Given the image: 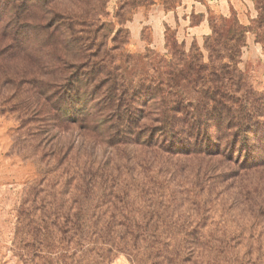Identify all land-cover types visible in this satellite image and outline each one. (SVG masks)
I'll return each mask as SVG.
<instances>
[{
	"label": "trees",
	"instance_id": "1",
	"mask_svg": "<svg viewBox=\"0 0 264 264\" xmlns=\"http://www.w3.org/2000/svg\"><path fill=\"white\" fill-rule=\"evenodd\" d=\"M134 1L120 0L118 10ZM20 2L19 12H28L26 5L44 9V31L74 50L70 59L51 56L58 65L52 74L42 66L50 79L36 72L28 79L26 70L11 90L18 112L28 111L20 114L15 143L48 159L35 183L44 195L19 213L22 234L41 245L36 253L52 252L51 242L77 254L80 264H102L112 253L134 264H263L261 257L224 254L243 228L227 232L225 220L208 222L207 206L223 197L214 185L235 170L264 167V89L255 91L238 68L247 32L264 44V0H256L254 28L233 14L221 17V27L210 20L203 50L166 38V54L137 55L114 44L122 32L129 38L126 28L106 45V0ZM192 158L210 163L204 182L184 172Z\"/></svg>",
	"mask_w": 264,
	"mask_h": 264
},
{
	"label": "rangeland",
	"instance_id": "2",
	"mask_svg": "<svg viewBox=\"0 0 264 264\" xmlns=\"http://www.w3.org/2000/svg\"><path fill=\"white\" fill-rule=\"evenodd\" d=\"M119 1L106 0L104 4L102 2L100 7V14H104L102 18L109 24L108 29H110V31H105L108 36L107 46L112 45L109 37L116 29L126 28L125 24L132 12L137 7L150 2V0H135L134 5L129 4L121 11L118 10ZM19 6H21L20 0L0 1V264H32L34 261L39 262V264H80L77 254L74 255L71 252L66 253L62 249H56L51 242L48 246L52 252L43 249L42 252L36 253L41 245L38 248L32 242V238L24 236L22 232L25 231L20 229L21 219L19 213L26 212L33 199L44 195L43 193L38 194L37 189L39 187L35 183L41 180V172L48 168L46 166L48 159L44 158L42 161L40 153L33 150L28 144L15 143L16 129L22 120L20 114H23V112L27 114L28 111L18 112L16 108L18 104L10 97L11 90L15 86V80L23 77L21 73L26 70L28 79L32 78L30 74L33 72L39 73L38 75L42 79H50L51 76H46L45 69L42 66L46 63L48 66L47 72L52 74L54 72L53 66L58 65L51 56L63 55L66 57L67 55L70 59L74 55V50L67 47L65 42L60 43L58 41L60 39L57 37L50 36L49 33L51 32L44 31L43 27L48 22L44 20V9L31 8L30 6L28 8L26 5L28 12H19L22 8L18 11L14 9V7ZM249 8V24L246 26L254 28L252 22L257 20L258 14L256 0L250 2ZM116 12L119 14V21L114 18ZM233 14L234 12L231 9L227 16L212 11L208 19L209 22L210 20L215 22L217 27H221L223 21L221 17L224 21H228ZM21 15L31 18V20H21L20 23L19 18ZM50 16L53 15L50 14ZM192 18V21L195 22L198 16L193 15ZM183 30V26H181L179 35H176L174 30L168 29L165 35V43L167 38L169 43L176 42L178 45H184L185 49H189L195 42L190 37L183 38ZM147 38L148 29L144 28L142 39L146 40ZM114 44L124 54L130 55L142 54L146 49H150L144 47L143 42H132L123 32L119 34ZM203 44L204 40L202 50ZM243 44L238 59V68L247 78L250 86L255 91H261L264 89V44L258 42L255 34L251 31L246 33ZM45 50L50 53H43ZM158 52L166 54L167 49ZM203 54L205 57V51H203ZM43 60L44 62H40ZM24 79L27 80L25 77ZM24 88H27V86L24 85ZM81 112H83L81 109L77 111L79 115ZM86 114L90 118H94L92 110H88ZM33 125L29 123L27 128H32ZM48 129L50 130V128H44L42 131ZM61 133L60 136L62 137L71 135V132L61 131ZM76 134V132L72 133L75 137ZM221 163L223 162L219 164ZM185 164L184 172L189 174L190 179L200 174L199 179L202 182L203 179L209 177L207 169L204 168V166L210 164L208 161L199 162L198 159L192 158V160L185 161ZM198 168H200V172L197 170ZM211 175L212 177L216 176L214 173H211ZM214 186V194H220L219 196L223 197L216 198L207 206V214L211 218L207 221L217 225L225 220L223 228L227 232L235 231L236 227L243 228V234L234 242H231V246L224 250V254L228 257L244 255L264 259V167L243 171L235 170L223 183L219 184V187L218 184ZM36 214H38L37 211ZM30 218L35 219L33 216H22L24 221ZM218 234L217 231L213 237H217ZM26 254L29 256H26ZM36 254L38 257L33 261L30 260V256ZM102 264H134V262L125 253H112Z\"/></svg>",
	"mask_w": 264,
	"mask_h": 264
},
{
	"label": "crops",
	"instance_id": "3",
	"mask_svg": "<svg viewBox=\"0 0 264 264\" xmlns=\"http://www.w3.org/2000/svg\"><path fill=\"white\" fill-rule=\"evenodd\" d=\"M253 0H150L137 7L125 24L132 42L140 41L144 47L161 51L165 49V35L168 29L179 35L183 26V38L191 40L202 48V42L211 32L208 16L218 12L227 16L230 9L242 25L249 24L248 10ZM193 15L198 18L192 21ZM148 29V38L142 39V30Z\"/></svg>",
	"mask_w": 264,
	"mask_h": 264
}]
</instances>
